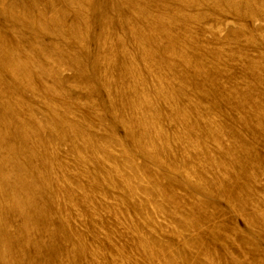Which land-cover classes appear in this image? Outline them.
I'll return each instance as SVG.
<instances>
[{"label": "rangeland", "instance_id": "1", "mask_svg": "<svg viewBox=\"0 0 264 264\" xmlns=\"http://www.w3.org/2000/svg\"><path fill=\"white\" fill-rule=\"evenodd\" d=\"M0 264H264V0H0Z\"/></svg>", "mask_w": 264, "mask_h": 264}]
</instances>
